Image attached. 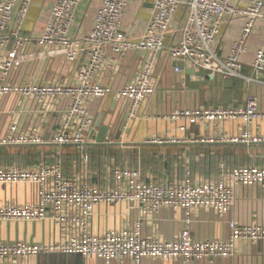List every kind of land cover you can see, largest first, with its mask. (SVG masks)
Listing matches in <instances>:
<instances>
[{"label":"built area","instance_id":"2783aa9c","mask_svg":"<svg viewBox=\"0 0 264 264\" xmlns=\"http://www.w3.org/2000/svg\"><path fill=\"white\" fill-rule=\"evenodd\" d=\"M153 13L139 41H129L122 29L123 19L134 0H102L91 31L82 37H71L77 10L82 0H55L46 27L39 37L22 33L33 0L0 1V98L20 92L40 103H51L66 97L68 104L51 141H45L37 130L16 134L12 125L3 144H41L74 147L73 172L65 173L64 154L54 152L49 160L29 167L0 166V183L34 184L38 199L33 204L6 202L0 205V221L49 220L59 238L51 244L0 242V264H27L30 257L41 253L62 252L84 258L98 256L106 260L130 258L140 264L144 257L168 260L179 259L191 264L194 259L227 257L234 254L240 241L264 240V224L228 222L226 239H194L191 231L192 214L212 210L219 216L228 213L235 202L237 184L263 185L264 166H224L218 177L194 181L189 170L173 181L147 178L141 169L109 164L100 183L94 181L91 157L97 130L89 101L104 97L108 89L96 84V74L109 63V51L124 55L128 50L146 49L151 57L139 69L135 79L116 91L117 98L130 102L129 119L136 116L138 107L156 90L154 68L157 55L166 51L170 56L196 71H204L224 79H245L264 85V35L251 64L252 74L245 72L241 60L248 50V41L258 21L264 22V0H151ZM18 8L16 9V7ZM182 12L184 22L181 39L168 43L174 17ZM246 19L241 34L234 39L226 56L213 47L219 38L226 18ZM36 42L63 50L68 62L80 61L74 83H32L15 86L9 81L24 46ZM181 71L180 67H176ZM166 118L192 124H221L245 119L248 123L264 120L257 97L250 96L243 106L197 107L177 109ZM214 141L213 138L208 139ZM223 140V139H221ZM235 140V139H234ZM233 140V141H234ZM243 142L251 139L246 133ZM109 142H113L108 140ZM180 141L168 136H150L147 144ZM101 203L137 208L140 217L128 220L103 234L93 231L96 206ZM165 209H181L185 213L183 227L174 238L145 236L143 222Z\"/></svg>","mask_w":264,"mask_h":264},{"label":"crops","instance_id":"0c3cea01","mask_svg":"<svg viewBox=\"0 0 264 264\" xmlns=\"http://www.w3.org/2000/svg\"><path fill=\"white\" fill-rule=\"evenodd\" d=\"M1 1V0H0ZM55 0H33L24 22L22 33L31 37L42 35ZM102 0H82L76 14V23L71 37L88 34L94 24L96 12ZM18 6L16 7V9ZM153 13L151 0H134L122 23L129 41H139ZM184 15L179 12L173 19L168 43L181 39ZM246 19L241 16L226 18L221 34L213 44L222 56L229 53L232 41L238 38ZM264 22L258 21L249 41L248 50L241 60L245 72L252 74L251 64L257 48L262 44ZM151 57L146 49L128 50L124 55L109 51V63L95 76V82L108 89L104 97L89 101L95 119L97 135L99 121L108 128L104 143H93L92 172L94 181L100 183L109 164L141 169L147 178L173 181L189 170L194 181L214 179L224 166H264V141L243 142L249 133L251 139H264V120L248 123L243 118L221 124H192L184 120L166 118L177 109L219 106H243L250 96L257 97L259 108L264 112V85L245 79H233L226 83L221 76L213 78L190 75L185 70L177 71L179 61L166 51L157 55L154 68L156 90L137 109L136 116L129 119L130 102L117 98L115 93L131 83L139 69ZM80 61L68 62L64 52L56 46H42L31 42L20 52L18 62L9 81L15 86L32 83H74ZM69 99L61 97L51 103H40L20 92H11L0 98V142L6 139L10 127L17 126L16 134L37 130L45 141H51L58 128L62 112ZM96 135V136H97ZM168 136L180 141L164 144H147L150 136ZM213 138L214 141L208 139ZM223 139V140H221ZM235 139V140H234ZM111 140L113 142H109ZM234 140V141H233ZM61 151L65 159V173L73 172L74 147H60L44 142L41 144L0 143V166L19 165L29 167L49 160ZM37 186L34 184L0 183V205L6 202L33 204L37 201ZM140 217L137 208L128 203L96 206L92 221L93 231L103 234L119 227L128 220ZM185 213L181 209H165L143 222L145 236L176 237L183 227ZM240 224H264V186L237 184L235 202L224 216L212 210L201 209L192 214L191 231L194 239H226L229 237L228 222ZM59 238L55 226L49 220L0 221V242L24 241L51 244ZM27 264H135L130 258L103 259L98 256L84 258L62 252L41 253L28 259ZM140 264H184L179 259L160 260L144 257ZM191 264H264V240L240 241L234 254L214 259H194Z\"/></svg>","mask_w":264,"mask_h":264},{"label":"water","instance_id":"95a60500","mask_svg":"<svg viewBox=\"0 0 264 264\" xmlns=\"http://www.w3.org/2000/svg\"><path fill=\"white\" fill-rule=\"evenodd\" d=\"M180 69L181 70H185L190 75H196V76L206 77V78H213L214 77L213 75L207 74L204 71H196L193 68L186 67L184 65V63H182V62L180 63ZM226 83L234 84V80L233 79H227ZM99 124H100V131H99L98 135L95 138V143H100L101 144V143L105 142V138H106L107 133H108V128L101 124V120L99 121ZM15 242H19V241L18 240L7 241L6 243H15ZM27 243H29V242H27ZM30 244H42V243H30Z\"/></svg>","mask_w":264,"mask_h":264}]
</instances>
